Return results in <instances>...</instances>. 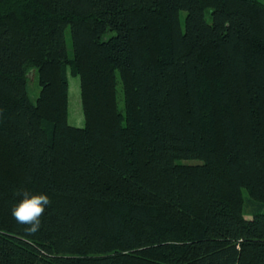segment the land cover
<instances>
[{"label":"trees","instance_id":"16d2710c","mask_svg":"<svg viewBox=\"0 0 264 264\" xmlns=\"http://www.w3.org/2000/svg\"><path fill=\"white\" fill-rule=\"evenodd\" d=\"M0 264H264V2L0 0Z\"/></svg>","mask_w":264,"mask_h":264},{"label":"clouds","instance_id":"9594fccd","mask_svg":"<svg viewBox=\"0 0 264 264\" xmlns=\"http://www.w3.org/2000/svg\"><path fill=\"white\" fill-rule=\"evenodd\" d=\"M16 195L21 199L11 207L13 218L17 223L27 225L24 229L26 232H37L41 227V217L44 215L45 208L51 204L49 196L43 192L28 190H18Z\"/></svg>","mask_w":264,"mask_h":264},{"label":"rangeland","instance_id":"374dc122","mask_svg":"<svg viewBox=\"0 0 264 264\" xmlns=\"http://www.w3.org/2000/svg\"><path fill=\"white\" fill-rule=\"evenodd\" d=\"M264 2V0H262ZM184 12L181 13V19L183 20ZM66 46L68 53H72V45L70 33L68 30L65 32ZM68 83H69V94H68V117L67 122L69 125L82 127L84 125V117L81 108L80 101V87H79V78L77 76H72L68 74ZM39 86L35 81L31 86H29V95L31 99L35 100L38 95ZM189 163H193V161H188ZM244 196L246 197V193L244 191ZM247 201V199H246ZM252 207L251 202H247L244 204L243 208L245 212H248Z\"/></svg>","mask_w":264,"mask_h":264},{"label":"crops","instance_id":"0c3cea01","mask_svg":"<svg viewBox=\"0 0 264 264\" xmlns=\"http://www.w3.org/2000/svg\"><path fill=\"white\" fill-rule=\"evenodd\" d=\"M68 107H69V104H68Z\"/></svg>","mask_w":264,"mask_h":264}]
</instances>
